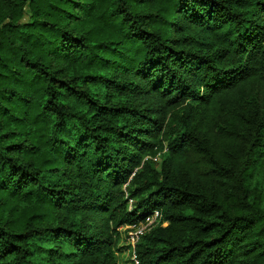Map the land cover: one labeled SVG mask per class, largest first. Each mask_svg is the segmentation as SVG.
Wrapping results in <instances>:
<instances>
[{"label": "trees", "instance_id": "16d2710c", "mask_svg": "<svg viewBox=\"0 0 264 264\" xmlns=\"http://www.w3.org/2000/svg\"><path fill=\"white\" fill-rule=\"evenodd\" d=\"M260 168L264 0H0V264H264Z\"/></svg>", "mask_w": 264, "mask_h": 264}, {"label": "built area", "instance_id": "2783aa9c", "mask_svg": "<svg viewBox=\"0 0 264 264\" xmlns=\"http://www.w3.org/2000/svg\"><path fill=\"white\" fill-rule=\"evenodd\" d=\"M161 224L166 225V222H162V215L160 211L155 210L151 214H148L142 221L139 223L129 224L122 227L125 231V243L129 245L130 259L132 264H138L135 246L140 240L141 236L144 235L154 226Z\"/></svg>", "mask_w": 264, "mask_h": 264}, {"label": "rangeland", "instance_id": "374dc122", "mask_svg": "<svg viewBox=\"0 0 264 264\" xmlns=\"http://www.w3.org/2000/svg\"><path fill=\"white\" fill-rule=\"evenodd\" d=\"M257 174H258V178L261 180V182H263L262 184L264 185V170L262 168L258 169ZM118 244L121 247L126 245L125 234L123 231H120ZM130 261H131V259H130L129 249L123 248L121 250V252H119V255H118V264H132V263H130Z\"/></svg>", "mask_w": 264, "mask_h": 264}]
</instances>
